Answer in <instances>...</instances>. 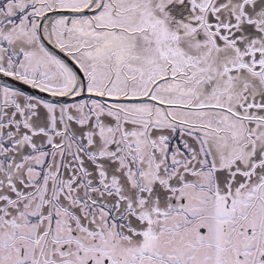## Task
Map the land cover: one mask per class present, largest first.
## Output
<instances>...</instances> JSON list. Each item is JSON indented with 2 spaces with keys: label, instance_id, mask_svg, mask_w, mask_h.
<instances>
[{
  "label": "snow or ice",
  "instance_id": "obj_1",
  "mask_svg": "<svg viewBox=\"0 0 264 264\" xmlns=\"http://www.w3.org/2000/svg\"><path fill=\"white\" fill-rule=\"evenodd\" d=\"M0 264H264V0H0Z\"/></svg>",
  "mask_w": 264,
  "mask_h": 264
}]
</instances>
